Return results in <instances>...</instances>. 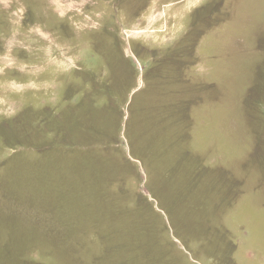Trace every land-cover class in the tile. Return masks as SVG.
I'll return each mask as SVG.
<instances>
[{
  "label": "rangeland",
  "instance_id": "374dc122",
  "mask_svg": "<svg viewBox=\"0 0 264 264\" xmlns=\"http://www.w3.org/2000/svg\"><path fill=\"white\" fill-rule=\"evenodd\" d=\"M0 264H264V0H0Z\"/></svg>",
  "mask_w": 264,
  "mask_h": 264
}]
</instances>
